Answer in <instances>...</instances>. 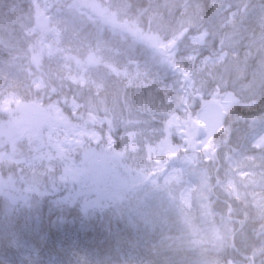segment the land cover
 Segmentation results:
<instances>
[{"label": "trees", "instance_id": "trees-1", "mask_svg": "<svg viewBox=\"0 0 264 264\" xmlns=\"http://www.w3.org/2000/svg\"><path fill=\"white\" fill-rule=\"evenodd\" d=\"M70 1L71 0H54L51 4H63ZM211 1L212 0H98L99 4L97 6L99 11L109 12L111 10L114 15L116 13L120 14L121 17L119 19L122 18V20L125 21L128 20L126 6L135 3L138 6L137 14L146 22L145 32L142 31L143 33L150 35L152 32L161 37L164 35L165 38L163 39L169 40L172 38V40L176 42H183L180 45L188 48L179 47L180 50H178L176 47L173 55L175 60L171 62L177 63L182 61L178 56L182 53L189 52L190 43L198 45V43L191 41L189 37L187 38V36L193 32L195 33L193 35L198 39L199 43L202 42V46H199V50L202 49L204 42L208 44L212 41L215 49H221L220 53L229 52V60L227 62L223 61V59L220 60V57L218 58L221 64L210 73L213 77L209 78L205 76L206 74H202L199 76L200 80L194 83V86L197 88L200 87V93L202 95L208 94V96L212 97L214 95L213 92L218 90L220 95L225 96V99H232L235 96L239 100L236 104H234L233 101L223 102L230 105L232 113L223 118L221 122L223 123V128L219 131V136L224 138V144H228L229 142L231 148H235L234 145L238 146V149H229L231 151H228V154L230 153L231 155L228 158V160L231 159L230 164H228L227 160H224L225 157L221 152L224 148L218 149L217 147H212L210 152L205 154L199 150H195V152L190 154L192 159L191 164L200 162L201 158L203 161L209 162V164H203V166L202 163L197 164L200 167L197 171L206 174V179L214 174L217 178H213L211 181L212 183L208 182L213 185L214 180L218 181V183H222L227 179H232L235 183V179L233 178L237 177V173L234 169L238 163H241L240 160L244 162L246 159L252 158V162H254L258 157V153H264V149L256 152L251 151L254 139L260 137V133L264 132V0L258 1V3H262V6L259 8L253 6L255 4L254 2L257 0H234L236 2L235 12L233 14L235 24L223 23L221 26H218L220 17H215V15H217V9H220V7H213ZM223 1L229 3V0H216L217 3H222ZM108 2L114 3L115 7L107 6ZM149 4L153 5L152 8L148 6ZM20 9L24 10L25 14L29 13V15H32L33 13L29 0H0V91H4L12 87L13 83L19 82L18 88L20 87V91H16V93L23 95L20 97L21 103L37 100L40 101L43 106L47 107L48 102H50L61 110L73 105H78L79 112L74 113V116L72 115L73 122L71 125H76L88 130V132L85 133L88 138L89 132L93 133L97 146L102 140V136L114 132L115 137L118 138L116 135L118 132L121 134L124 133L125 129L129 130L128 128L121 127V131H117L115 127L111 126H119L121 125L119 122L133 119V117L136 121L134 122L132 120L131 125L132 127L135 126V128L132 129L131 127L130 129L132 130H129L128 133H131V136H137L142 139V143L140 144L142 147L139 152L133 151L130 154L121 156L120 164L126 170L132 171V175L135 176L131 177L132 180L130 178L125 180V182L120 180L128 178L131 175L117 177V181L122 182V185H125V190L128 191L123 196L125 202L121 203L122 206L115 209L113 213H111V210L115 207L116 203L109 204L106 200V202L101 204L102 206L100 205V208L96 207L94 210H88L87 214L74 211L72 208L66 210L61 214L64 215L61 216V223L57 218L53 219L50 217L48 219L41 216V212L44 213L42 211V206L44 205L41 204V202L29 199L31 188L36 186L35 182L38 181L33 174H40L39 162L35 161L36 166L30 165L26 168H23L24 166L18 163L23 169L19 176H24L20 179L19 185L13 184L12 187L14 191L19 193L22 200H14L7 196L8 199L6 200H11V202H7L9 204H3L1 202L0 223H6L9 220L6 207H10L11 205V207L19 206L24 209L22 212L24 214V223L28 224V229L32 231L28 244L35 247L34 261L38 259L37 256L41 255L39 250L40 243L43 245L47 244L48 250L51 248L54 249L56 245H59L58 239L52 235L53 230L59 228L64 232L68 227L72 228L80 224H88L90 219L97 223L93 224L91 227L98 230L100 226H107L103 218L104 220L109 217L120 218L123 224L128 223L133 215L134 219L130 222V229H132L130 233L135 231L137 235L146 234L148 242L149 239H154L149 242V246L152 251L158 253L157 257L161 262L160 264H225L226 261L230 259L234 261V264H243L244 262L249 263L248 261H244V259L248 260V258H252L250 262L252 264H264V189L259 192H253L254 196L244 194V199L242 201L238 200V197L229 196L228 198L231 203L234 204L233 206L230 204L221 205L220 202L224 201L225 198H221L220 194H217V198L220 200L218 203H211L213 205L211 206V210H209L210 212L216 211V213L212 214L213 216L210 217V221H206L209 215L203 220L200 229L201 232L185 230L181 223L177 221L179 214L172 209V205L176 203L172 192L183 194V192L189 188V181L190 183H192V181H197L194 174L180 181L173 188L165 191L156 189V187L160 189L167 187L173 180L171 179L168 184H165L167 171L173 166H176V162L179 161V159L175 158L178 156L173 150H171L172 153L167 152L166 156L163 155L158 158L152 157L150 151L161 150L162 144L166 145L163 139L167 138L170 133L177 135L179 139L185 142H190L192 139L196 140L197 136H200L198 133L200 127H202V125L200 126V119L198 120V133H195L197 132V128L193 127L195 132L189 130L181 136V132H185L187 127L184 124L183 114L179 113V111H181L179 107L181 104H179V102L177 103V107L179 108H175L173 102H171L173 106L167 105L164 102H154L156 99L153 97L154 95L151 90L148 89L139 90L131 88L128 92H123L119 81L120 77L111 75L104 66L99 69L104 72L103 74H106L103 81H98L96 86L73 88V90L69 89L70 84L80 82L72 79V74H66L65 70L60 68L56 69L58 63L55 62H52L50 65L56 72L46 77V80L53 79L54 85H49L44 80L41 82V86H39L38 89L36 88V90L34 84L30 83V80L27 81L25 77L27 73H33L35 77L36 75H42V77H44L52 71H45L40 67L43 58L36 59L30 66L21 67L13 72L7 73L5 67L10 64L19 67L23 61L20 57L21 54L25 57V53L34 49L33 44L34 42L36 43L33 31H26L27 23H29L28 28L29 26H33V19H31L30 16L28 21L25 14H20ZM255 11H261L260 17L257 16V13L254 14ZM223 15L227 18L229 14L225 12ZM103 22H105V20L100 18V23H98V25L94 24L97 26L94 29H92L93 25L82 28L80 35L83 41H87L93 47L99 45L101 47L99 51L100 49L108 51L110 47L113 46L107 41L108 38L106 35V44L96 43L95 36L99 37L101 34H109L113 36L111 37L112 39L114 38V40H116L115 38L118 35L116 31L122 33V30L118 29L119 27H117L116 24L111 22L106 24ZM4 24H6V27ZM236 27L237 30L231 33ZM17 32L19 34H17ZM15 34L20 36H16ZM23 35L28 36V38L23 39ZM241 47V52H238V48L240 49ZM18 51L21 52L19 53ZM140 51L145 55L146 59L149 58L146 51L141 49ZM90 52L101 55L99 52ZM84 55H86V52ZM106 56L107 54H103V59H106ZM218 56L219 55H217V57ZM100 57L101 56H99V58ZM112 58L120 62L122 61L117 56ZM26 59L27 58H25L24 61ZM78 74L77 72L74 75L77 76V79L80 78ZM13 75L19 76L21 81L17 80V82H14ZM174 76L176 75L170 76L166 74L165 79H170ZM82 79L83 77L81 76V80ZM24 80L27 81V86L22 84ZM60 80L64 81L66 86L58 85ZM174 81V79H170L171 83H174ZM111 83L116 84L112 85ZM81 84L84 85V83ZM34 89L36 92H34ZM25 91L26 94H22V92ZM193 93L194 90L192 89L190 96L192 99ZM45 94L50 96L47 98L42 97ZM169 94L170 96L174 95V92H170ZM241 103L243 104L242 107L237 108ZM51 104L49 107H51ZM187 105L188 107L186 109H189V107L194 109L199 108L197 102H190ZM99 107L101 109H99ZM10 108L11 105L8 102L5 103L4 108L0 106V146L8 144V140L4 137L10 134L12 130L10 124L12 118L5 112L10 110ZM88 109L101 110L99 113L95 112L89 115L91 119L98 116L97 119H99V121L97 124L92 123L90 126L91 123L89 124L87 121ZM103 109H106L107 112L103 111ZM48 113L49 111L47 110V116ZM79 117L81 118L79 119ZM142 118L145 123L140 124L139 121ZM169 118H171L172 121H169ZM173 121L176 122V126L173 124ZM81 122H84L86 127L79 126ZM25 126L28 128V126L32 125L26 123ZM66 129L73 130V128L68 125L60 129L54 128V130H52L47 127L46 131L41 129H36V131L39 133L41 132V135H46L47 133V136H49L48 141H50L54 132H59V130L63 132ZM63 134L66 135L65 133ZM245 135H248V137L245 138ZM217 138L218 136H214L212 140H216ZM226 139L228 140L227 143ZM27 140L28 139L25 141ZM116 140L119 142V145L122 143L120 138ZM133 140L140 139L134 138ZM31 143H33L32 139ZM214 143H216V141H214ZM59 145L61 146L60 143ZM19 146L20 145H17L7 152L5 151L0 158L5 157L6 159H11L16 162H19V159L23 161L30 159L32 157V153L29 152L30 149H25L17 155V158L14 157L15 150L19 149ZM57 149L58 148H56V150ZM212 152L216 153L213 157ZM117 157L119 156L115 158ZM262 158L263 160L259 159L253 163L250 174L259 172L257 175L258 177L264 176V155ZM144 159L145 161H143ZM234 160H238V163L234 162ZM54 163L58 175V173L65 169V166L59 167V162L55 161ZM40 165L45 167L48 163L44 160L40 162ZM159 169L160 173H158ZM178 170L179 169H176L175 171ZM229 171L232 172L229 173ZM7 172L8 169H0V174H3L4 177H6ZM230 175L233 177H230ZM153 176H155V178ZM156 176L160 178L157 179L154 186H142L143 184L146 185L147 181L156 180ZM246 180L248 181V178ZM244 183L245 182H240L239 187L247 191L244 188ZM254 184L257 183L252 179L245 186L253 187ZM89 185L99 192L103 189V187L96 182H92L86 187ZM153 188H155V190ZM26 189L29 190L25 194ZM94 189L91 190L95 191ZM88 190H90V188H88ZM123 190L124 189H122L121 194L119 193L120 195H118V197L123 195ZM97 191H95V193ZM216 192L219 193V190H216ZM208 197L210 198L211 195L202 194L200 196L201 205L199 208L205 207V204L208 203ZM6 200L2 198L0 201ZM161 203L166 206L167 211L163 209L164 205ZM105 206H108L110 209L106 218L104 217L106 215L105 213L103 217L98 213V211ZM137 211H139V213L143 212L144 216L138 214ZM69 212H71V216H68ZM76 215L84 217L85 219L76 218ZM95 216L100 220L96 219ZM84 220H88V222ZM193 227L196 228L195 223ZM24 229L27 231L25 227ZM112 229L113 227H111V230ZM130 233L126 231L123 237L131 236ZM182 233H186V235L182 236ZM116 234L119 235L120 232H116ZM105 235V233H100L96 238H89L88 241L90 244L88 245H92L93 249H95L94 245L96 244V240H100L104 249L107 248L110 253L114 248L113 243H125L123 240L124 238L121 237L122 235L116 237V240L111 238L109 241L101 238ZM63 245L69 250L72 248V244L66 239L63 240ZM98 246L99 245H97V247ZM232 246H234L233 249L231 248ZM208 250L210 255H203L204 252L206 253ZM161 251H165L166 253L163 255ZM23 256L24 255L20 252L12 249L13 259L10 264L18 260L20 264H35L32 259ZM82 256L83 254L79 256L76 255L78 264H106L108 261L100 257L96 260H90L87 254ZM135 263L136 262L132 264ZM150 263L153 264L152 261ZM108 264H111V261ZM112 264H115L114 261H112Z\"/></svg>", "mask_w": 264, "mask_h": 264}, {"label": "rangeland", "instance_id": "rangeland-1", "mask_svg": "<svg viewBox=\"0 0 264 264\" xmlns=\"http://www.w3.org/2000/svg\"><path fill=\"white\" fill-rule=\"evenodd\" d=\"M45 1L46 0H43V2H41L40 8H38V4L34 7L33 9L34 11L32 13L33 24H35V19L37 15L39 14L46 15L50 13V11H48V5ZM258 1L259 0L255 1L254 2L255 4L253 5L256 8L262 6V3H258ZM211 5L215 8L220 7V9H217V15H215V17L217 18L220 17V19L218 20V26H221V24L223 23L235 24V19L233 17V14L235 12L236 2L234 0H229V3H226L225 1H223L222 3H217L216 0H212ZM225 12L229 14L227 18H225V16L223 15ZM260 12L255 11L254 14L257 13V16L260 17ZM103 13L105 14L106 11H103ZM109 15L111 16L108 17L105 15L102 16L105 19V22L103 23L109 24L111 22L113 24H116L117 27H119L118 29H121L126 37H129L130 34L132 36L134 35L141 38L140 40H142L143 42L146 41L147 43H149V41H151L153 43L151 45H148L146 49L140 47L141 50L146 51L149 55V58L146 59L145 63H143L142 65L141 64L131 65L129 63L130 61L129 62L125 61V65L121 63L123 68L120 71H122L124 75L120 77L119 81L121 83L122 91L128 92L131 88H136L139 90L148 89L151 90V92L154 95L153 97L156 99L154 102H164L167 105H172L171 97L169 96V93L174 92V96L178 98L179 104H181V106L179 107L180 110L183 111V119H186L185 126H187V129L185 130V132H182V135L185 134L187 131H189V129L193 130V127L197 128L199 126V122L196 120L199 119L203 120L209 126H212V129L207 132V135L205 137L207 138L209 147L206 148L205 150H201V152L204 154L208 153L210 152L212 147H217L218 149L224 148L221 151L225 157L224 160L225 161L227 160L228 164H230L231 159L228 160V158L231 155L230 153L228 154V151L229 152L231 151L229 149H238V146L234 145L235 148H231L229 146V142L227 139H226V143L228 142V144H224L225 143L224 138L222 136H219L220 134L219 131L223 128V123H221V125H219L217 128L216 125L214 124V122H218L217 119L215 118V111L220 107V104H223V102H227V100H225V96L220 95L218 90H216L213 92V94L217 95L219 99L217 101L208 100L205 103H203V100L200 97L202 95L199 92L200 88L194 86V83L200 80L199 76H201L202 74H206L205 76L209 78L213 77L212 75H210V73L216 67H219V64L217 62L222 59L223 61L227 62L229 60V55H228L229 52L220 53L221 49H215V46L213 45L212 41L209 42L208 44H205L204 42L202 49L199 50V46H202V42L199 43L198 39H196V37L193 35L195 34L193 32L192 34H189L187 38L189 37L191 41L198 43V45L190 43L189 52L182 53L180 56H178L182 59V61L177 63L171 62L175 60L173 55L175 53L174 49L176 47L178 48V50H180L179 47L187 48L180 45L183 42H176L175 40H171L170 42H168L167 39L166 40L163 39L165 38L164 35L161 37L158 34L152 32L150 35H147L146 33H143L141 30L137 29L132 22L128 20L124 21L122 20V18L119 19L121 17L120 14L116 13L115 15L114 14H109ZM46 17L48 21V27L45 29V31L38 30L35 25L34 35L36 36L35 38L36 43L34 42L33 44L35 51L36 50L48 51L50 47V46L48 47V44L50 41L53 42V48L51 49L52 51L57 49V45L60 46L63 43L62 36L59 34L60 32L58 34L53 32V29L59 28L58 25L52 24L49 18L50 15L49 17L48 15H46ZM236 30L237 27L231 33L235 32ZM116 33H120V32L116 31ZM241 50L242 47L240 49L238 48L237 51L241 52ZM157 51H159L161 55L155 56L154 54H156ZM217 55L219 56L217 57ZM219 57L220 60L218 59ZM45 59L47 58H43V61ZM94 60L93 57L91 56L86 57L84 61L77 58L69 59L68 57H66L62 61L63 62L62 66L63 69L67 70L68 72L69 69L73 72L71 73L73 76L72 79L78 80L80 83H82L81 71L84 72L86 68L90 67L91 69V66H95L96 64L94 63ZM50 64L51 62H49V65ZM118 64H120V61L119 63L116 64V66ZM77 72L79 73L78 74V77H80L79 79L76 78L77 76H74L75 73ZM159 72L163 73L164 75L166 74L170 76L176 75L173 78H178L177 84L175 85L177 87L173 88V87L165 86L167 84L166 83L164 84V82H162V78L160 77ZM27 75L29 74L27 73ZM16 76L17 75L12 76L13 81L14 82H17V80L21 81L20 77L19 76L16 77ZM26 78L27 80H29L28 77ZM18 84L19 83L13 84L12 87H9L4 91L2 90L0 91V106L4 108L6 102H8L11 105L10 110L5 112H7L9 114V117H11L12 119H20L19 116H23L24 118H27V116L29 117V114L31 113L33 114L35 112L34 106H28V109H25L24 105L27 103V101L26 103H21L22 101L20 100V97H22L23 95L16 93V91H20V87L18 88L19 86ZM33 84L35 89L36 88L38 89V87L41 85V83H37L36 81H33ZM111 84L114 85L116 83H111ZM35 89L34 92H36L37 90ZM192 89L194 90L193 99L191 97L189 98L188 95V93H191ZM22 94H26V91L22 92ZM185 99L187 100V102H185ZM190 102H197L199 108L194 109L189 107V109H186L188 107L187 104H189ZM215 102H219V104L217 105V103ZM50 104L51 103L48 102L47 107L42 105L46 110L49 111L48 116L46 117L47 123L46 124L41 123L40 121L41 119H40L34 122L33 124H30L32 125L30 128H27L25 126L27 132L25 133V135H26V139L28 140L27 141L24 140L25 144L20 146L19 149L15 150V156H14L15 158H17V155L20 152L24 151L25 149H30L29 152L32 153L31 155L32 157L30 159H27L26 161L19 159V162H16L11 159H6L5 157L0 158V169L1 168L8 169V173L6 177H4L3 174H0V197L3 196L5 200L8 199V197H10L13 198L14 200L21 201L22 197L19 195L18 192L14 191V188L12 187L13 184L19 185L20 179L23 178L24 176V175L19 176L23 171V169L19 166V164L21 166L23 165L24 166L23 168H26L29 167L30 165L36 166V162H39L40 174H36V173L33 174L38 179V181L35 182L36 186H33V188H31V193H36V194L47 193V194H51L54 197L56 196V198L54 199L55 202L58 201L62 204L69 206L73 205V209L76 210L77 212H82L85 206H87L89 210H94L96 207L100 208V205L106 202L107 200V203L109 204L116 203L115 207L111 210V213H113L115 209H118L119 206H122L121 203L125 202V200H123V196L128 191L125 190L124 188L125 185H122V182L117 181L118 180L117 177L131 175L128 178L120 180L125 182V180L130 179L132 176L135 175H132V171L126 170L120 164L121 155L115 158L116 154L114 151V147H109V144H107V142L104 141L103 139L102 141H100V143L97 146V142L95 141V137H93V133L89 132V138H88L87 135H85V133H87L88 130L84 128H80L76 125H71V128H73V130L66 129L63 132L61 130H59V132H54V134L51 136L50 141H48L49 136L39 135V134L34 135L36 129H41L46 131L47 127H49V129L51 128L52 130H54V126L52 122L54 121V119L58 117L57 115L58 108L53 104H51V107H49ZM174 107L176 108L177 104H175ZM38 117L39 115H35L36 120ZM80 118L81 117H79V119ZM132 120L134 122L136 121V119L133 117V119L119 122L121 124L119 126L131 130L130 128L132 127L131 125ZM87 121L89 122V120ZM169 121H172V119L169 118ZM139 123L140 124L145 123L144 119L142 118L139 121ZM10 124L12 126V130L10 131V133H12L16 130V127L12 121H10ZM173 124H175V126L177 125L175 121H173ZM79 126L86 127L84 125V122H81ZM111 127H115V125ZM129 130L125 129L124 133L120 134L118 132V134L120 135L118 134L116 135L121 140H124L125 136H131V133H128ZM213 130L215 131L212 133ZM63 133H65L66 135H64ZM202 133L205 134L206 131H204L203 128L200 127L199 135ZM112 134H114V132ZM260 134H261L260 137H258L255 141L257 143L256 149L250 147L251 151L256 152L264 149V140H263L264 132H261ZM214 136H218V138L216 140H212ZM104 137H106V135H104ZM244 137L247 138L248 135H245ZM31 139L34 142V144L31 143ZM214 141H216V143H214ZM260 142L263 144H260ZM59 143L61 144V146L59 145ZM182 144H184V141ZM182 144L178 146L180 157H175L176 159H179V161L176 162V166H173L172 164L173 167L167 171L165 184H168L171 179L173 180L169 183L167 187H164L162 189L156 187V189L160 191H165L167 189L175 187L176 184H178L180 181L187 179L188 176H192L193 174L195 175L197 181L195 183H190L189 181L188 184L189 188L186 189L183 192V194H180L178 192H172L176 202L174 203V205H172L173 206L172 209L179 214L177 221L181 223L182 227L185 228V230L193 231V232H201L200 229L203 220L209 215L206 221L207 222L210 221L209 219L210 217L213 216L212 214L216 213V211L210 212L209 210H211V206L213 205L211 203L219 202L220 199L217 198V194H220L221 198H225L224 201L220 202L221 205L230 204L233 206L234 204L231 203L230 199L228 198L229 196H233L236 198L238 197V200L242 201L244 199L243 196L244 194L254 196L253 192H259L264 189V176L258 177L256 175L255 176L252 175L253 173L250 174V169L253 163H255L259 159L263 160L262 157L264 153H258L257 154L258 157L254 162H252L253 161L252 158L246 159V161L244 162L240 160L241 163H238V160H234V162L238 163V165L234 169L236 170L237 173L236 175L237 177L233 178L235 179V183L232 181V179H227L225 180V182L222 183H218V181L214 180V183L212 185L209 184L208 182H211L213 178H217L214 174H212L211 177L208 178L209 179L208 180L205 177L206 174L197 171V169H200V167L197 164L202 163L203 166V164L207 165L209 164V162H205L201 158L200 162L191 164L192 163L191 156L190 154L186 155V149ZM55 147L58 149L56 150ZM119 148L120 147L117 146V154L119 153L127 154L128 152L127 148L122 152L118 151ZM167 152L172 153L169 147H167L165 144H162L161 150H152L150 151V154L152 155V157L158 158L163 155L166 156ZM212 153H213L212 157L216 155L215 152ZM59 155L61 156L59 157ZM183 157L184 159H182ZM53 158L54 161L59 162L58 165L59 167H62L63 165L65 166V169L62 172L58 171L60 172L58 173V175L56 173L57 168H55V163L53 162ZM44 160L46 161V163H48V165L42 167L40 165V162H43ZM14 168H17V170L15 171ZM176 169L179 170L175 171ZM232 171H229V173H231ZM158 173H160V169ZM253 176H254L253 181L255 180L257 184H254L253 187L245 186L247 185V183H249L246 180V178H252ZM153 177L155 178V176ZM230 177L233 176L230 175ZM159 178H157L156 176V180L147 181L146 185L143 184L142 186L143 187L154 186L157 179ZM92 182L99 183L103 187V189L99 192L97 191V189H94L90 185L86 187L88 184ZM240 182H245L244 188L247 191L239 187ZM88 188H90V190H88ZM91 189H94L97 192L95 193V191H92ZM122 189H124L123 195L118 197V195L121 194ZM28 190L29 189L25 190V194ZM216 190H219V193H217ZM201 193L204 195L206 194L208 196L211 195V197L210 198L208 197L207 199L208 203L205 204L204 208L206 209L199 208V206L201 205L200 204V196L202 195ZM163 209L167 211L165 205L163 206ZM137 213L144 216L143 212L139 213V211H137ZM77 218H83V217L77 216ZM194 223L196 225V228L193 227ZM181 235L185 236L186 233H182ZM124 246H127V244L125 243ZM231 248L233 249L234 246H232ZM28 259H30V257H28ZM110 260L111 258L108 259L106 264L110 263ZM244 261H247V259H244ZM225 264H234V261L230 259L227 260ZM243 264H252V263L244 262Z\"/></svg>", "mask_w": 264, "mask_h": 264}, {"label": "bare ground", "instance_id": "bare-ground-1", "mask_svg": "<svg viewBox=\"0 0 264 264\" xmlns=\"http://www.w3.org/2000/svg\"><path fill=\"white\" fill-rule=\"evenodd\" d=\"M41 2H43V0H29V4L31 6L32 9H34V7L38 4V8H40L41 6ZM48 5V11H50L49 14L50 15V20L52 22V24L58 25L59 28H55L53 29V32L55 33H59L61 36L64 37L63 43L62 45H57V49L52 51L51 49L53 48V42L50 41L48 44L49 50L47 51H39L35 49H31L29 50L27 53H25V57L23 56V54H21V58H22V63L20 64L19 67L17 66H13V64H10L9 66L5 67V71L8 72H13L16 69H19L21 67H26V66H30L32 64V62H34L36 59L39 58H47L45 59L40 67L43 68L45 71H51L49 72V74H47L46 76L42 77V75H36V77H33L30 80V83H33V81H36L37 83H41L42 81H46L47 84H53L54 85V81L53 79H47V76L52 75L53 73H55V69L53 70L51 67V65H49V62H55L58 63L59 65L56 66V69L60 68L62 66V61L68 57L69 59H80L82 56H84L85 52L88 51H93L92 48H88L87 44L85 41H83L81 39V37L79 38H70L69 33L70 34H75V33H80L82 31V28L87 27L88 25H93L92 29H94L95 26L94 24L98 25V23H100V18H103L102 16H111L109 14H114L112 13V11L110 10L109 12L107 11L105 14L103 13V11H99L98 10V0H73V2L71 4L65 5L61 10H59V12L57 14L52 12V4L49 2V0L45 1ZM107 6H113L115 7V4L112 2H108ZM148 6H150V8H152V4H149ZM137 8L138 6L135 3H131L128 6H126V14H127V18L129 21H131L137 29L144 31L145 32V27H146V22L142 19V17H140V15L137 14ZM34 11V10H33ZM20 14L24 15L25 11L20 9ZM28 18L31 16V19H33L32 15H29V13L25 14ZM39 15H44V14H39ZM45 15V16H46ZM129 15V17H128ZM38 16V15H37ZM66 17V18H64ZM144 17V15H143ZM25 19V18H24ZM104 19V18H103ZM105 20V19H104ZM25 25H26V21H25ZM29 23H27V30L26 31H33L34 26H29ZM4 26L6 27V24H4ZM45 31V30H44ZM17 34H19L17 32ZM16 36H20L17 35ZM106 37L108 38L107 41L110 42L111 46L110 49L108 50V52L111 55H117L122 61L123 59H126V61H131L134 60L137 64H143L146 61V57L144 54L141 53L140 51V47H142L143 49H146L148 45L153 44L151 41H149V43L147 42H143L142 40H140L141 38L137 37V36H132L129 34V37H126L124 35V33H118L117 37L115 38L116 40H114V38L112 39L111 35L109 34H105ZM27 39L28 36L23 35V39ZM51 39V38H48ZM99 46V45H98ZM96 46L94 49V52L98 51L99 48H101L100 46L98 47ZM51 50V51H50ZM59 50V51H57ZM19 53L21 51H18ZM27 58L25 61L24 59ZM28 60V61H27ZM66 62V61H65ZM218 64H221L220 61L217 62ZM61 65V66H60ZM39 67V68H40ZM27 80V81H29ZM27 81L24 80V86H27ZM19 83V82H18ZM58 85H64L66 86V83L62 80H60L58 82ZM87 81L84 82V85H82L81 83H77L74 82L72 84H70V88L71 90H73V88H83V87H87L89 86V84L87 85ZM16 84V83H13ZM70 90V91H71ZM50 95H43L42 97L47 98ZM171 102H173L174 104H177L179 102L178 98L174 95H171ZM52 98V96H51ZM50 98V100H51ZM208 98H204V100H207ZM99 101V100H98ZM97 101V102H98ZM185 101L187 102V100L185 99ZM232 101L234 102V104H236L237 102H239V100L234 96L232 98ZM54 102V101H53ZM242 102V100H241ZM99 103V102H98ZM29 104L33 105V106H39L42 105V103L40 101L37 100H33L32 102H29ZM242 103L238 105L237 108L242 107ZM99 109H101L99 107ZM93 110V109H88V115L87 118L89 120V122L93 124H97L99 119H97L98 116H95L94 118H90L89 115L93 114L95 112H101V110ZM79 106H71L69 108L66 109H58L57 111V115L58 117L56 119H54V121L52 122L54 128H63V127H67L68 125L71 126L72 122H73V114L74 113H78L79 111ZM230 110V113H229ZM103 111L107 112V110L103 109ZM232 109L230 108V105H227L226 103L220 104V107L215 111V118L217 119L218 122H214V124L216 125V128L221 125L222 119L225 116H228V114H231ZM179 113H182L181 111H179ZM73 115V116H72ZM180 115V114H179ZM20 119H12L13 124L16 127V130L8 135H5V139L8 140V144L6 145H1L0 146V157L2 156V154L14 147H16L17 145L22 146L24 144V140H26V128H25V124H33L34 122H36L37 120L34 119L35 115L34 114H29V117L27 116V118H24L23 116H19ZM29 121H28V120ZM186 119H184V124H185ZM198 121V120H196ZM209 121V120H208ZM199 122V121H198ZM68 124V125H67ZM202 125V128L204 131H206L205 134H200V136H197V139H192L190 140V142H185L184 140V147L186 149V155L187 154H191L193 152H195V150H205L206 148L209 147L208 145V141L206 137V134L208 131H210L212 129V126H209L206 122H204L203 120H200V126ZM187 127V126H186ZM135 126L132 127V129H134ZM131 129V130H132ZM115 130L117 131H121V127L119 126H115ZM191 130V129H189ZM193 132H195L194 130H192ZM198 133V128L196 129ZM215 130L212 131V133ZM199 134V133H198ZM182 135V132H181ZM3 138V137H2ZM3 138V139H4ZM134 138H138L140 140H133ZM102 139L104 141L107 142V144H109V147H114V151L116 156H122V155H126L125 153H119L117 154V146L120 147L118 149V151L122 152L124 150H129L127 152V154H130L133 151L139 152L141 150V143H142V139L137 137V136H125L124 140H122V143L119 145V142L116 140L118 138L115 137L114 134H108L106 135V137L102 136ZM116 140V141H115ZM102 141V140H101ZM141 141V142H140ZM164 142H166L167 147H169L171 150H173V152H175V154L180 157V152L178 150V146L181 145V143H183L182 139H179L177 135L170 133L169 136L167 138L163 139ZM19 146V147H20ZM184 159V157L182 158ZM145 161V159L143 160ZM15 171L17 170V168H14ZM8 173V172H7ZM259 173V172H258ZM258 173L253 174L254 176L258 175ZM254 176L252 177V179L254 178ZM247 179V178H246ZM251 178H248V181L250 182L252 180ZM192 183H195V181H192ZM67 189V188H66ZM155 190V188H153ZM160 192V191H157ZM56 198V196H52L51 194H47V193H41V194H36V193H29V199L32 201H38L41 202V204H43L44 206H42V211L44 213L41 212V216L45 217V218H57L60 220L61 223V215L63 212H65L66 210H70L71 208L73 209V205H65L62 204L60 202H55L54 199ZM38 209V208H37ZM74 210V209H73ZM88 208L87 206H85V208L83 209L82 213L83 214H87L88 212ZM76 211V210H74ZM12 218H10L6 223H0V264H10L11 263V259H12V248H14V246L20 242V246H22L24 244V242H26L25 239H23L25 236H27V233L24 232H15L16 231V227L19 225V223H21L23 225V227H25L27 230L30 231V229H28L27 225L24 223V214L22 212H13L11 214ZM68 216H71V212L68 213ZM78 215H76L77 218ZM9 217V216H8ZM84 218V217H83ZM85 219V218H84ZM134 219V216L132 215L131 220L128 223H121V219L120 218H116V217H109L106 218V224L107 226H100L99 229H95L91 226L85 225V224H80L78 226H74L72 228L68 227V231L64 230L61 231L59 228L56 230H51L52 231V235L58 239L59 245H56V247L54 249H47V244L43 245L40 243V253L41 255L37 256L38 259L36 261H33V263L35 264H78V261L76 259V255H82L84 256V254L88 255V258L90 260H96L99 258L100 254L102 253L103 255V259L104 260H108L109 258H111V264L112 261H114L115 264H130L129 262V256L132 253L135 252H142L143 253V257L138 259L136 261L135 264H151L150 262L152 261L153 264H160L161 262L158 259V253H156L155 251L150 250L151 247H147L145 245H139L135 250L132 251V248L129 244H127V247L130 251H128L127 249L124 248V244L121 243L119 245H116L111 253L108 251V249H104V247L102 246V242L100 240H96V244L94 245L95 249H93L92 245H88L89 243V238L93 237L96 238L100 233H105L106 235L101 237L104 240H111V238H113V240H116V237H118L119 235L121 237L125 236L124 234H126L125 232L128 231L130 232L132 229H130V222ZM111 227H113L114 230L119 231L120 234H116V232H114L113 230H111ZM108 230V231H106ZM106 231V232H104ZM68 233V234H67ZM124 238V242H126V238L127 237H123ZM23 239V240H22ZM66 239L68 242H70L72 244V248L71 250H69L68 248H66L63 245V240ZM145 240V238H144ZM154 239H149V242L152 241ZM101 242V243H100ZM148 242V241H146ZM97 245H99L97 247ZM92 246V247H91ZM16 249V247L14 248V250ZM147 251V252H146ZM55 252V253H54ZM165 251H161V254H165ZM76 254V255H75ZM203 255H210L209 254V250ZM82 256V257H83ZM61 258V259H59ZM150 260V261H149ZM249 263L252 261V258H248L247 260Z\"/></svg>", "mask_w": 264, "mask_h": 264}, {"label": "water", "instance_id": "water-1", "mask_svg": "<svg viewBox=\"0 0 264 264\" xmlns=\"http://www.w3.org/2000/svg\"><path fill=\"white\" fill-rule=\"evenodd\" d=\"M36 21H37V25L40 29L47 27V23L44 19V16H42V15L38 16ZM28 106H33V105L27 103L24 106L25 109H28ZM34 108H35V112L33 113L34 115L43 116V111L39 106H34Z\"/></svg>", "mask_w": 264, "mask_h": 264}]
</instances>
